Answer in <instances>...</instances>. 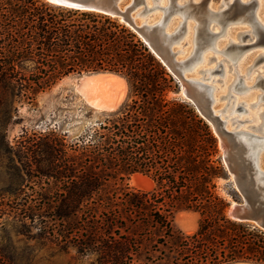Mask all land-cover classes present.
I'll return each mask as SVG.
<instances>
[{
    "label": "trees",
    "instance_id": "16d2710c",
    "mask_svg": "<svg viewBox=\"0 0 264 264\" xmlns=\"http://www.w3.org/2000/svg\"><path fill=\"white\" fill-rule=\"evenodd\" d=\"M102 70L126 79L129 101L74 142L58 137L52 211L61 242L95 252L97 264L264 262V231L229 218L216 191L226 173L215 134L194 107L168 98L177 84L136 32L91 10L0 0V138L16 110L13 96L33 100L64 76ZM42 150L54 156L52 146ZM36 165L42 174L55 164ZM133 172L154 187L131 189L125 181ZM180 208L201 215L191 235L173 223Z\"/></svg>",
    "mask_w": 264,
    "mask_h": 264
},
{
    "label": "rangeland",
    "instance_id": "374dc122",
    "mask_svg": "<svg viewBox=\"0 0 264 264\" xmlns=\"http://www.w3.org/2000/svg\"><path fill=\"white\" fill-rule=\"evenodd\" d=\"M200 1L201 4H207L210 0ZM211 1L214 5V2L216 4L218 0ZM175 2L180 3L179 0H161L160 4L155 0H150V4L146 2L148 6H153L155 3L159 4L145 14L147 20L153 21L159 14L162 16L164 13L162 7L170 5V8L174 9ZM234 6L235 1L232 0L227 12L233 11L232 7ZM239 16L241 15L237 14L235 18L238 19ZM260 17L262 20L258 18L264 24V16L261 15ZM181 19L180 13H173L169 28H173V23L177 26ZM188 22L186 34L174 45V49L178 50L177 57L180 59L191 55L196 47L199 49L202 47V45H198L199 41H194L196 22L192 18L188 19ZM216 27L219 28V25H215L214 29ZM247 29L252 30V24L247 20H236L230 23L226 31L217 37L214 45L218 50L213 47L201 49L200 57L194 59L192 67L187 71V75L191 77L194 74L203 76L206 78L204 79L206 82L213 84L216 96V92H220L226 80L236 76L238 70L244 82H240L237 86H242L244 83L246 87L232 90V97H229L227 90H225L219 95L214 106L221 103L223 105L222 112L228 105V101L235 96L239 103L243 102L241 105L246 110L237 109L230 115L238 116L243 125L256 124L258 122L256 115L253 121L247 119L252 117L254 111L264 108V96L259 100L256 98L257 104L251 105L252 107L244 103L245 98L253 93H264V80L255 84L257 75L262 74L264 76V43L255 42L250 47H244L242 49L244 51L234 55V57H230L232 56L230 48L225 51L220 50L226 47L223 44L230 37L234 38L233 41L240 43L255 41L256 33L246 31ZM240 32L248 34L245 36L239 34L240 39L235 35ZM178 48L185 52L182 53ZM188 49L189 51H187ZM260 54L263 55V58H259L255 62ZM218 61H222L221 66H223L220 71L212 73L203 71L208 68H216ZM251 65L252 67L248 70ZM218 67L220 68V66ZM88 73H71L64 76L49 88L39 91L33 100H29L22 94L12 97L11 108L16 110L11 111L12 120L4 125L3 136L0 138V264H97L95 252L82 253L78 251V246L74 240L67 243L61 242V238L58 237V219L54 217L52 211V205L58 203V137L65 133L66 141L72 143L78 136L83 135L96 120L102 119L104 113L110 111L94 108L79 92L77 87L79 79ZM125 83V93L119 106L124 101H129V86L126 79ZM173 83L177 85L175 89L168 92V98L180 99L194 107L181 93L179 84L174 78ZM111 91L117 92L114 87L111 88ZM194 109L198 113L195 107ZM229 124L231 123L227 122L228 126H230ZM45 144L54 148L53 157H48L42 150ZM23 146L29 149L27 155L22 152ZM217 148L226 175L217 179L216 191L228 202V207L232 201L240 203L242 195L237 190L223 163V149L219 146L218 140ZM260 160V165L264 168V150L261 152ZM48 162L55 164L52 172L40 174L36 171V163L44 166ZM137 173L147 176L151 180V187L143 189L139 182H136L138 180L134 179V174ZM125 182L134 190L147 191L154 187L152 178L140 172L131 173ZM200 218V213L192 209L180 208L173 213L174 225L185 235H191L197 230ZM248 223L263 231L255 223ZM226 263L230 262L222 264Z\"/></svg>",
    "mask_w": 264,
    "mask_h": 264
},
{
    "label": "water",
    "instance_id": "95a60500",
    "mask_svg": "<svg viewBox=\"0 0 264 264\" xmlns=\"http://www.w3.org/2000/svg\"><path fill=\"white\" fill-rule=\"evenodd\" d=\"M54 5H61L70 8L91 10L113 17H117L120 21L129 26L136 34L144 41L149 50L159 59L165 66L167 71L179 84L181 93L187 98L196 108L198 113L211 126L213 133L217 137L218 144L223 147L222 160L225 167L231 175L232 180L237 190L242 195V201L230 203L227 207V215L229 218L237 221L253 222L260 226L264 231V169L260 165L261 151L249 148L242 142L238 136L240 132L246 133L248 138H258L256 134L251 132L241 131L239 129H229L226 120L222 117L221 112H216L213 106L215 98L211 90V85L203 80L191 79L185 74L186 67L190 65L192 58L198 53V47L194 52L184 59L176 58L177 51L173 47L177 36L184 32L185 21H182L179 28L173 31L166 30L169 12L165 13L163 18L157 22H143L139 19V15L145 11L151 10L145 4V0H45ZM235 6L231 12L224 10V16H220L221 25L227 19L235 15V7L237 3L245 5L246 3L239 0H234ZM208 3V2H207ZM208 5L197 3L196 8L202 12H206ZM206 8V9H205ZM193 7H191V10ZM250 13H253L250 11ZM202 40L198 45H203L208 39L214 37L218 32L211 31L207 26H203ZM260 35L264 37V28L260 27ZM253 43L238 44L237 47L242 49L245 46ZM213 58V57H211ZM263 58L260 54L257 59ZM222 63H218L217 67L211 69L209 73L220 71ZM220 66V68L218 67ZM189 69V68H188ZM109 72L119 76V73L102 70L92 71L91 73ZM86 74V75H88ZM123 77V76H122ZM262 80V79H260ZM259 80V81H260ZM98 105L104 102H97ZM119 104L116 106V108ZM243 105L238 104L235 109H241ZM96 108V107H94ZM114 109H108L115 110ZM97 109V108H96ZM100 110H106L101 108Z\"/></svg>",
    "mask_w": 264,
    "mask_h": 264
},
{
    "label": "bare ground",
    "instance_id": "6f19581e",
    "mask_svg": "<svg viewBox=\"0 0 264 264\" xmlns=\"http://www.w3.org/2000/svg\"><path fill=\"white\" fill-rule=\"evenodd\" d=\"M155 1L158 2L159 4L161 2V0H155ZM199 1L200 0H179L180 3L175 2V8L174 9L170 8V5L162 7L164 9L163 15L161 16V14H159L156 18H154L153 21H149V20H147L148 18L145 16V14L150 12L154 7L158 6L159 4L155 3L153 6H148L147 3L150 4V0H145V4L148 7H152V8H151V10H149L147 12L145 11L144 13H141L139 15V17H141V15H143V17L139 18V20H141L143 22L157 23L163 18L165 13L169 12L168 21L166 24V30L167 31L177 30L179 28L180 24L182 23V21H185V30L183 33H181L177 36V39L173 43V47H174L175 43H177L181 39V37L186 34L187 29H188V23H189L188 19H190V18H192L196 22V24L194 25V27L196 29L194 41L196 40V41L200 42L202 40L201 28L203 26H207V28L210 29L211 31L218 32L214 37H211V39H208L205 43H203L201 49H204L207 47H213L215 50H218L214 45L217 41V37L220 34H222L224 31H226V29L228 28V25L230 23H233L236 20L237 21L247 20V21H249V23L252 24V30H249L250 29L249 28L246 31L255 32L256 33V39H255V41H252L250 43H253V44L255 42L264 43V37H261V35H260V27L264 28V24L262 23L263 21L262 22L260 21V19H261L260 16L261 15L264 16V0H239V1L245 2L246 4L241 5L240 3L239 4L237 3V6L235 7V15L232 18L227 19V21H225L223 23V25H221L219 18H220V16H222L224 14L223 9H225L227 7V5L229 3H231L232 0H218L216 2V4L214 2V5L212 4V1L210 0L207 3V5H208L207 9L205 8L206 12H202L201 10L196 8L197 3ZM213 6H215V8H213ZM191 7H193L192 10H191ZM250 10L253 13H250ZM173 13H180V16L182 17V19L178 22L177 26L175 23H173L174 24L173 28L170 29L169 26H170V22L172 21ZM237 14L241 15L238 17V19L235 18V16ZM217 24L219 25V28L216 27L215 28L216 30H215L214 27ZM239 34H241V36H245L248 33L240 32V33H236L235 35L238 36ZM233 40H234V38L230 37L227 40V42L223 44V46H226V47L224 49L220 50V51H225V50L230 48L231 49V55H232L230 57H234V55L240 54V53H242V51H244V50H242L244 47L242 49H239L237 47L238 44H243V43L235 42ZM238 41H239V39H238ZM253 44H251V45H253ZM251 45H248L245 47L247 48V47H250ZM189 49H190V47H189ZM189 49L187 51H189ZM201 49H198L199 50L198 53L195 54L194 58L190 62V65L188 67H186L187 71L192 67L194 59H197L200 57ZM179 50L182 53L185 52V51H183V49H179ZM190 50L192 51V49H190ZM176 51L178 53V50H176ZM187 51H186V53H187ZM176 58H178L177 54H176ZM178 59H180V58H178ZM219 62L222 63V61H218L217 64ZM251 67H252V65L250 67H248V70ZM211 69H213V68H211ZM211 69L208 68V69H205L203 71H206L209 73V71ZM187 71H185L186 75H187ZM187 76H189V75H187ZM189 77L191 79L203 80V81H205L204 79H206L203 76L201 77V76H198L196 74H194L192 77L191 76H189ZM256 78H257V80H256L255 84H257L260 79L264 80V76L262 74L257 75ZM240 82H244V81H243V78L241 77L240 73L237 70L236 76L234 75V77H232V78L229 77L228 80H226V82L224 83V86L221 87L222 89H220V92L219 91L216 92V96H215V92H214L215 86L211 83L206 82L212 86L211 90H212L213 96L215 98V102L213 103V106L216 103L219 95L221 93H224L225 90H227L226 92L228 93V96L232 97L233 96V93L231 92L232 90H238L244 86L246 87V85L244 83L242 86H237ZM77 87H78V90L81 93V95L86 99V101L91 106L96 107L98 110H100L101 108L108 110V109L116 108V106L120 103V100L125 93L126 83H125V79L123 77H120L117 74L109 73V72H99V73H91L88 75H86V74L82 75L79 79V84L77 85ZM110 87L111 88L114 87L117 90V92L113 93L111 91ZM227 93H225V94H227ZM263 96H264V93H260V94L253 93L248 98H245L246 101L244 103L247 104L248 106L252 107L251 105L257 104L256 98H258V100H259ZM97 102H104V104L98 105ZM228 102H229L228 105L226 106V108L222 112H221V109H222L223 105L221 103L217 106H214L215 111L221 112V115L226 120V122L231 123V124H229L230 126L227 125V127L229 129H239L241 131L251 132V133L258 135L257 136L258 138H248L246 133L240 132L238 138L242 142H244V144H246L249 148L257 149V150L262 152L264 150V108L262 110L254 111L252 117L247 119V120L253 121V119L256 115V118H258V122L256 124L243 125V124H241L240 118L238 116H236V115L231 116L230 115L231 112H234L235 110H237V109H235L236 106L238 104H243V102L239 103L235 96L232 100H230ZM241 109L246 110V108L244 106ZM241 121H243V120H241ZM244 121H245V119H244ZM234 122H236V124H233ZM254 131H257V132L260 131V132L256 133ZM219 146L223 149V147L220 144H219ZM134 179L138 180L136 182H139V184L143 187V189L149 187L151 184V180L147 176H143V175L138 174V173L134 174ZM232 203H234V201H232ZM226 264H264V263H257V262H250V261H235V262H230V263H226Z\"/></svg>",
    "mask_w": 264,
    "mask_h": 264
}]
</instances>
